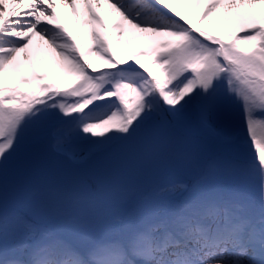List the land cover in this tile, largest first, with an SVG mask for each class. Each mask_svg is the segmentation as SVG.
I'll use <instances>...</instances> for the list:
<instances>
[{"label":"snow or ice","instance_id":"6c2138e0","mask_svg":"<svg viewBox=\"0 0 264 264\" xmlns=\"http://www.w3.org/2000/svg\"><path fill=\"white\" fill-rule=\"evenodd\" d=\"M221 9L219 30L201 26ZM37 36L58 78L17 63ZM191 114L214 156L185 137ZM152 121L191 187L134 193L109 173L91 188L84 177L33 183L41 143L95 155ZM19 173L28 182L10 191L6 177ZM75 199L87 206L70 210ZM57 219L114 234L75 244L48 227ZM0 264H264V0H0Z\"/></svg>","mask_w":264,"mask_h":264},{"label":"rangeland","instance_id":"374dc122","mask_svg":"<svg viewBox=\"0 0 264 264\" xmlns=\"http://www.w3.org/2000/svg\"><path fill=\"white\" fill-rule=\"evenodd\" d=\"M97 10L102 12L101 9ZM181 10H184L183 6ZM200 10L203 11V6ZM222 13L223 9L213 14L210 20L205 21L201 26L212 28L214 31L219 30L214 27V22ZM105 18L111 25L114 18H109L107 15ZM65 22L74 32L77 31L74 17L67 16ZM81 30L86 32L87 27ZM113 50L117 55L126 54L128 51L125 47L115 45ZM25 55V53L20 54L21 60L17 61L18 64L25 67L36 65L35 58L25 60ZM27 55L30 57L29 52ZM94 63L99 66L98 61H94ZM36 71L48 74L50 79L58 78L61 75L57 62L49 67L36 65ZM22 74L30 76L32 73L25 71ZM5 82L15 83V80L8 79L6 74ZM181 129L186 138L198 142L203 147L207 156L212 157L217 153L215 145L201 130L194 114L189 115L181 122ZM178 151V146L171 142L168 130L160 122L152 121L134 141L128 144H118L95 155L89 153L83 145H76L72 148V156L69 158L55 152L50 142H43L35 152V174L32 179L34 184L39 185L60 178L84 177L87 187L91 188L97 183L98 174L109 173L111 177L134 193L149 194L151 190L154 193L177 181H183L191 187L194 182L191 171L175 162L174 157ZM28 179L23 173L10 174L6 177V183L11 191L18 185L26 184ZM72 187L76 189L80 186L73 184ZM85 206H87L86 200L75 199L69 208L72 210ZM72 219L77 220L78 217L73 216ZM48 227L66 240L79 245L89 243L91 240L106 239L114 234L113 227L109 224L93 225L87 229H73L57 219L49 222Z\"/></svg>","mask_w":264,"mask_h":264},{"label":"bare ground","instance_id":"6f19581e","mask_svg":"<svg viewBox=\"0 0 264 264\" xmlns=\"http://www.w3.org/2000/svg\"><path fill=\"white\" fill-rule=\"evenodd\" d=\"M78 7H80L81 12L83 13V8L81 5H79V3H78ZM101 11L102 12L100 11L99 12L102 15H106L105 9H101ZM28 52L31 58H35V60L34 59L33 60L38 66L40 65V66L49 67L51 64L53 63L55 64L58 61V57L56 56V53L53 52L51 49H49L47 44L44 41H42L38 36L33 39V44L30 46ZM20 60H21V56L18 57V61Z\"/></svg>","mask_w":264,"mask_h":264}]
</instances>
